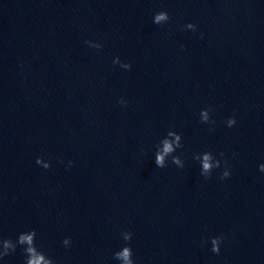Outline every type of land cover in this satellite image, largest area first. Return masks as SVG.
<instances>
[{"label":"clouds","instance_id":"9594fccd","mask_svg":"<svg viewBox=\"0 0 264 264\" xmlns=\"http://www.w3.org/2000/svg\"><path fill=\"white\" fill-rule=\"evenodd\" d=\"M168 19H169V15H168L167 12H160L159 14L155 15V18H154L153 22L155 24H160L161 21H166ZM187 28L188 29H192L193 31H195L196 25H194L192 23H188L187 24ZM124 67L128 70V69L131 68V65L126 63L124 65ZM202 115L204 116V119L206 120L207 119V113L206 112L202 113ZM235 123H236L235 118H232V119L228 120V126L229 127H232ZM177 140H179V137H177ZM177 146H179V145H177ZM173 151H174V149H173L172 143L167 141V140H165L163 142L162 150L158 151L156 153V155H155V164H156V166L159 167V168L166 167L165 166V157L167 155H169L170 153H172ZM209 159H210V157L208 155L204 156L203 169H204L205 172H207L209 170V168L211 167V165L209 164ZM36 162L39 163V160H37ZM173 162L176 163V164L180 163V161L177 158H175V157H173ZM69 163L71 165V161H69ZM260 168H261V171L264 172V165H261ZM229 175H230V173L228 171H225V172H223V174L221 176V179L227 178ZM34 235H35V232L33 231L30 234H23L19 238V243L20 244L27 243L29 245V247L26 249V252L31 256V259L27 260V264H50V262H45L43 257L38 255L36 253L35 249L31 246L32 245V238H33ZM125 239L128 240V239H130V237L126 236ZM69 240H70V238H65L63 240V244L64 245H68L69 244ZM211 244H212L211 251L213 253L219 254L221 242L219 240H217V239H212ZM5 247L6 248L12 247L13 252H15V250H16L11 244H9L7 242L5 243ZM8 255H9L8 252L3 253L2 255H0V259H2L4 256H8ZM131 255H132V252H131L130 248L125 247L123 249V251L117 252L115 254V258L122 259L124 261V264H133V261L129 258Z\"/></svg>","mask_w":264,"mask_h":264}]
</instances>
